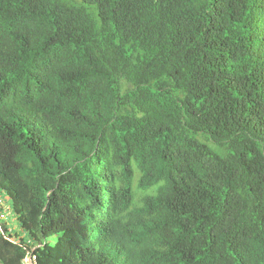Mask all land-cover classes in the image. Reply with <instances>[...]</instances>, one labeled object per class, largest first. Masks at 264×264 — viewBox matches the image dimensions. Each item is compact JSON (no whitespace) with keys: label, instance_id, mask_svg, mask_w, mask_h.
Segmentation results:
<instances>
[{"label":"trees","instance_id":"16d2710c","mask_svg":"<svg viewBox=\"0 0 264 264\" xmlns=\"http://www.w3.org/2000/svg\"><path fill=\"white\" fill-rule=\"evenodd\" d=\"M2 193L0 264H264V0H0Z\"/></svg>","mask_w":264,"mask_h":264},{"label":"rangeland","instance_id":"374dc122","mask_svg":"<svg viewBox=\"0 0 264 264\" xmlns=\"http://www.w3.org/2000/svg\"><path fill=\"white\" fill-rule=\"evenodd\" d=\"M13 203L7 195L4 193L0 194V212L2 213L3 219L9 223L10 228L13 232L18 231L16 222L14 221ZM2 219V218H1ZM25 263H30V256H27Z\"/></svg>","mask_w":264,"mask_h":264},{"label":"clouds","instance_id":"9594fccd","mask_svg":"<svg viewBox=\"0 0 264 264\" xmlns=\"http://www.w3.org/2000/svg\"><path fill=\"white\" fill-rule=\"evenodd\" d=\"M26 258H27V257H26ZM26 258H25V259H26ZM25 259H24V264H26V263H25ZM29 264H33V263H32V258H31V257H30V263H29Z\"/></svg>","mask_w":264,"mask_h":264}]
</instances>
